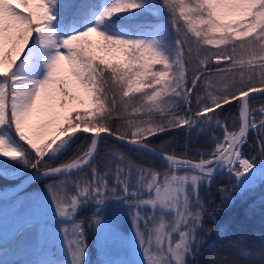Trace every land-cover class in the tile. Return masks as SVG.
<instances>
[{"label":"snow or ice","instance_id":"6c2138e0","mask_svg":"<svg viewBox=\"0 0 264 264\" xmlns=\"http://www.w3.org/2000/svg\"><path fill=\"white\" fill-rule=\"evenodd\" d=\"M257 95L264 0H0V175L53 180L35 198L34 218L0 223V260L17 264L5 257L33 249L49 258L23 264H88L75 217L92 205L97 236L127 244V258L107 264H190L203 230L201 188L219 173L242 192L264 183ZM233 105L229 126L220 116ZM217 129L199 159L162 139ZM250 134L259 151L247 158ZM131 156L160 160L163 172ZM109 208L127 209L129 237L102 218ZM238 255L228 264H264V236Z\"/></svg>","mask_w":264,"mask_h":264},{"label":"trees","instance_id":"16d2710c","mask_svg":"<svg viewBox=\"0 0 264 264\" xmlns=\"http://www.w3.org/2000/svg\"><path fill=\"white\" fill-rule=\"evenodd\" d=\"M79 2V0H74ZM148 20H152L153 17H146ZM264 103V98L257 95V99L253 102V107H258L259 104ZM235 115V105L230 109L225 106L222 111L220 119L225 121L231 126V119ZM87 135V134H84ZM212 135H222L219 129L214 132H207L206 134L196 135L193 134L189 137L186 131H172L168 136H163L162 139L172 141L173 147L176 152H186L188 158L199 159L196 155L198 152H209L211 150L209 144V137ZM255 135L250 134L248 145L243 148V152L246 156L251 158L258 151L259 147L255 143ZM80 141H77L79 144ZM113 141H109V144H113ZM160 140H153L152 146H157ZM76 146L74 145L73 148ZM117 147H119L117 145ZM120 151H125L120 148ZM103 153V149H102ZM71 155V153H69ZM65 159L67 157H64ZM131 159L140 163L142 159L151 161L150 166L157 168L163 172L164 164L159 160H152L151 158H138L137 156H131ZM149 166V165H146ZM20 176L15 178H5L0 175V189L7 186H12L19 182ZM51 179L42 178L41 180L32 182L27 188L21 191L19 194L26 193L35 185L45 183ZM111 186V181L109 182ZM210 194L206 197L209 201V206L212 207L214 212L204 214L203 230L200 233V245L198 248V254L191 258V264H213L214 260H219L222 264H228L233 260L241 259L238 255V250L241 246L245 245H257L260 238L264 236V183H258L251 190L239 192L235 183L231 186L214 181L210 186ZM221 187L228 189L227 196L222 197L217 189ZM231 197V200L227 197ZM94 207L92 205L83 207L75 219L80 220L84 225L85 232H89L91 229V215ZM218 232H223V235H219Z\"/></svg>","mask_w":264,"mask_h":264},{"label":"rangeland","instance_id":"374dc122","mask_svg":"<svg viewBox=\"0 0 264 264\" xmlns=\"http://www.w3.org/2000/svg\"><path fill=\"white\" fill-rule=\"evenodd\" d=\"M246 157L249 158L248 156ZM114 167L115 166L113 165V168ZM18 175H20V173L14 171H8L6 173L7 177H16ZM214 181L222 183L223 186L224 184H226V186H231L232 183H235V180H230L226 173L217 174ZM50 183H53V181L35 185V187L23 194H15L11 197L0 198V223H3L6 227H11L14 221L17 223H23L27 219L34 218L40 211V205L35 198L43 196L46 192V186ZM207 186L208 185L203 186L200 190V198L204 203V214L214 212L212 207L209 206V201L206 199V197L210 194V189L209 187L207 188ZM9 189H11L10 186L3 190ZM216 191H218L222 197L227 196V193H222L220 189H217ZM93 211L91 215H89L90 219L92 218ZM101 215L102 218L104 216H112L114 218L116 230L122 237H129L132 234L131 220L127 209L121 213L109 208ZM75 220L76 222H81L80 220ZM141 224L143 226V221ZM218 233L220 236L223 235V232ZM31 236V233H25L23 239L30 240ZM85 245L87 248L86 258L88 260V264H107L109 261H118L127 258L128 253L126 242L114 238L112 233L109 231H105L102 236H97L96 226L92 223L90 231L88 233L85 232ZM58 255H60L63 259L70 260V256H67L64 250L60 251ZM42 257H45V259L49 258L40 251L24 249L16 251L14 254L10 253L9 256L5 258L16 261L17 264H23L25 261L42 260ZM191 258L192 257H189V262ZM217 262H221L220 259H215L213 264H217ZM0 264H4V261L0 260Z\"/></svg>","mask_w":264,"mask_h":264},{"label":"water","instance_id":"95a60500","mask_svg":"<svg viewBox=\"0 0 264 264\" xmlns=\"http://www.w3.org/2000/svg\"><path fill=\"white\" fill-rule=\"evenodd\" d=\"M160 161V160H159ZM162 162V161H161ZM42 177L36 175L34 172L33 173H28L27 175H25L22 180L13 188L9 189V190H2L0 191V198H6L9 196H12L18 192H20L21 190H23L24 188H26L31 182L41 179ZM238 189V188H237ZM239 190V189H238ZM240 191V190H239Z\"/></svg>","mask_w":264,"mask_h":264},{"label":"bare ground","instance_id":"6f19581e","mask_svg":"<svg viewBox=\"0 0 264 264\" xmlns=\"http://www.w3.org/2000/svg\"><path fill=\"white\" fill-rule=\"evenodd\" d=\"M45 259V257H42V260Z\"/></svg>","mask_w":264,"mask_h":264}]
</instances>
